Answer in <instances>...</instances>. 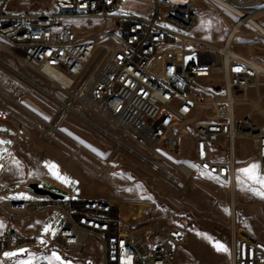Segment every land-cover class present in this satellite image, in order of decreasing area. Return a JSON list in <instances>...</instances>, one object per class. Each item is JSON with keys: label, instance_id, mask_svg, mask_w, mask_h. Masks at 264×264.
<instances>
[{"label": "built area", "instance_id": "2783aa9c", "mask_svg": "<svg viewBox=\"0 0 264 264\" xmlns=\"http://www.w3.org/2000/svg\"><path fill=\"white\" fill-rule=\"evenodd\" d=\"M151 1L163 9V16L111 13L118 0H53L48 13H13L6 9L8 0H0V54L43 74L52 87L66 91L84 85L78 100L98 121L86 120L177 187L187 185L194 172L186 163L189 159L213 178L233 182L234 177H220V169H234L235 176L236 140L243 137L254 140L264 178V63L233 45V38L248 33L239 26L240 17L251 18L250 27L255 28L253 19L264 26V0H173V10L161 7V0ZM200 1L226 20L232 36L212 40L193 34L198 24L193 11H200ZM68 16L110 20L112 25L82 34L77 27L61 24V17ZM51 20H59V27L44 31ZM161 34L172 40L167 51H160ZM177 40H184L188 54H179ZM97 48L106 49L107 57H97ZM187 56L193 58L187 61ZM82 59H89V66H82ZM223 71H231V78H223ZM0 118L7 119L1 109ZM168 125L184 130V137L171 135ZM31 128L45 138L56 131L54 124L38 116ZM17 133L27 135L22 127ZM76 146L84 149L81 143ZM92 156L101 168L113 158L100 161L99 154ZM162 165L178 174L166 172ZM47 211L64 216L58 242L71 255L86 261L82 257L89 237L99 240L101 258L96 264H173L178 247L188 238L183 226H157L150 204L135 216L127 210L125 218L120 207L99 198L5 197L0 199L5 219L0 252L36 244L15 223ZM52 245L46 244L44 252ZM235 245L233 264H264L263 240L236 239ZM34 264L52 263L39 257Z\"/></svg>", "mask_w": 264, "mask_h": 264}, {"label": "rangeland", "instance_id": "374dc122", "mask_svg": "<svg viewBox=\"0 0 264 264\" xmlns=\"http://www.w3.org/2000/svg\"><path fill=\"white\" fill-rule=\"evenodd\" d=\"M52 2L53 0H8L6 9L13 13H48L53 9ZM200 3L198 24L193 34L212 40H224L229 31L226 20L207 4L202 1ZM118 4L111 13L132 18L148 17L152 8L151 0H118ZM73 22L82 34L106 30L112 25L110 20H89L79 16L74 17ZM246 27L248 33L235 37V49L253 60L264 63V36L255 28ZM167 47H172V43L160 44V51H167ZM177 48L179 54H188V46L182 47L177 43ZM191 58L193 56L186 57L187 61ZM16 69L17 76L23 82L22 88L15 89L18 94L16 101L0 93V107L4 106L10 112L22 115L24 120L21 124L25 126L26 131L31 129V123L37 116L56 127L49 139L43 137L38 130L27 131L28 136L23 139L17 153L20 162L31 161L37 166L45 161L44 168L55 180L42 181V187H47L48 190L66 198H70V193H74V200L82 199L84 191L95 198L116 204L120 211L122 210V215L127 214L130 209L132 214H137L144 204H150L152 220L157 226H183L187 230L188 238L178 247L173 264H233L236 239L259 238L264 241V178L260 173L252 138L243 137L236 140L233 182L213 178L189 159L186 163L194 172L187 181L186 188L180 189L161 173L152 171L137 155L117 146L113 139L86 120V117H90L98 121L93 113L83 111L78 100L83 96L84 85H76L65 91L52 87L43 74L30 68L23 69L17 65ZM203 82L199 81L200 84ZM261 103L264 106V100ZM67 105L76 112L70 110ZM40 125L43 129L47 128L43 122H40ZM76 143H81L84 149L77 148ZM92 154L113 155V158L108 167L101 168ZM52 165L62 166L66 170L61 167L52 168ZM252 165L258 167L249 175L244 170ZM162 168L166 172L178 174L169 165H162ZM59 183L65 188L61 189ZM77 184H81L82 188ZM233 198L234 213L231 205ZM17 222L18 220L15 224ZM63 223L64 216L55 211L42 229V238L37 246L44 248L46 244L53 243L51 249L46 252L50 262L98 263L101 258V245L96 237L91 236L87 241L82 257L86 261L71 255L68 250L53 242ZM154 235L160 234L156 232ZM46 239L48 243L45 244ZM218 244L223 245L224 250H218ZM32 247L29 243L24 244L7 250L4 256H20ZM6 253L14 255H5ZM54 254L60 259L57 260ZM34 262V257L29 256L23 264Z\"/></svg>", "mask_w": 264, "mask_h": 264}, {"label": "crops", "instance_id": "0c3cea01", "mask_svg": "<svg viewBox=\"0 0 264 264\" xmlns=\"http://www.w3.org/2000/svg\"><path fill=\"white\" fill-rule=\"evenodd\" d=\"M0 59V93H2L5 97H9L12 101H16L18 94L15 89L16 87L22 88L23 85L22 79L17 76L18 71L16 69V66L18 64L12 56L6 53H1ZM0 109L1 111H5L7 113L6 120L0 118V199L5 197L10 199L32 198L37 195L31 188L32 183H37L39 187L48 190L47 187H42L41 183L44 180L53 181L54 177H52L47 169L44 168L45 161H42L40 165L36 166L35 163L31 161L20 162L19 159H17V153L21 148L22 141L24 138H26L17 133V129L21 127L26 131L25 126L21 124V122L24 120V117L16 112H10L9 109L4 106L0 107ZM31 130L33 129L31 128L29 131ZM55 167H61L65 169L62 166L55 165ZM77 185L82 188L81 184ZM59 186L61 187V189L65 188L61 183H59ZM70 195L73 196L74 193H70ZM81 198L92 199L95 197H93V195H89V193H84L83 191ZM54 212L55 211H47L18 220L16 224L17 229L23 235L31 239H35L37 243H29L33 247L25 254L20 256L7 258L4 256V253L6 251L0 252V264H23L24 260L29 256H33L35 260L39 257L49 258L48 253L44 252L43 246L38 247L37 245L42 238V229L47 225L51 214H53ZM4 227L5 219L0 214V234L3 233ZM53 242H55V244H59L58 233L56 236V240ZM46 243H48L47 239L45 241V244Z\"/></svg>", "mask_w": 264, "mask_h": 264}, {"label": "bare ground", "instance_id": "6f19581e", "mask_svg": "<svg viewBox=\"0 0 264 264\" xmlns=\"http://www.w3.org/2000/svg\"><path fill=\"white\" fill-rule=\"evenodd\" d=\"M161 7H164L166 10H173L174 9V1L173 0H161ZM150 16L154 17H161L163 16V9H156V6H152L150 11ZM199 11H193V19H199ZM76 16H68V17H61V24L68 25L69 27H77L75 23L73 22V18ZM254 27L259 31L261 35L264 36V26H262L260 23H258L256 20H252ZM197 26V24H196ZM239 26L241 28H247L246 26H251V18L247 17H240L239 18ZM57 27H59V20H51L49 24H44V31H56ZM227 36H232V29L229 28ZM233 38V45H235ZM172 43V40H169L168 34H161V43ZM177 43L184 46V40H177ZM97 57H107V50L104 48H97ZM82 66H89V59H82ZM223 78H231V71H223ZM67 84V81H65ZM75 98H77L75 96ZM68 108L70 106L67 105ZM168 132L171 133V135H177V137H184V130H178V127L175 125H168ZM100 161H107V157H103L99 155ZM220 177L223 178H232L234 177V169H220ZM178 188L185 189L186 184H178ZM232 208L234 213L235 208V199H232ZM129 209V208H128ZM122 211V210H121ZM127 214H123L125 218L128 217ZM133 216L136 215V213L132 214Z\"/></svg>", "mask_w": 264, "mask_h": 264}, {"label": "water", "instance_id": "95a60500", "mask_svg": "<svg viewBox=\"0 0 264 264\" xmlns=\"http://www.w3.org/2000/svg\"><path fill=\"white\" fill-rule=\"evenodd\" d=\"M31 188L33 189L35 194L40 195V196H50L52 198H63L64 197L50 190L39 187L37 183H32Z\"/></svg>", "mask_w": 264, "mask_h": 264}, {"label": "snow or ice", "instance_id": "6c2138e0", "mask_svg": "<svg viewBox=\"0 0 264 264\" xmlns=\"http://www.w3.org/2000/svg\"><path fill=\"white\" fill-rule=\"evenodd\" d=\"M52 168H55V165H52L51 166ZM257 165H252L249 169H245L244 171L247 173V174H249V175H251V174H253L255 171H256V169H257ZM59 178V177H58ZM46 231H47V229H46ZM217 248H218V250H224L223 249V245H217ZM5 255H14V253H6ZM54 256H55V254H54ZM55 258L57 259V260H59L60 259V257L59 256H55Z\"/></svg>", "mask_w": 264, "mask_h": 264}]
</instances>
